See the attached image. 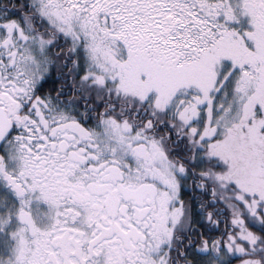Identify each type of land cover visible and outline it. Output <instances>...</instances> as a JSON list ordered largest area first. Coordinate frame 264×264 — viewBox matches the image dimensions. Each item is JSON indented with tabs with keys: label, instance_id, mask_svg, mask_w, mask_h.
<instances>
[{
	"label": "snow or ice",
	"instance_id": "1",
	"mask_svg": "<svg viewBox=\"0 0 264 264\" xmlns=\"http://www.w3.org/2000/svg\"><path fill=\"white\" fill-rule=\"evenodd\" d=\"M0 264H264V0H0Z\"/></svg>",
	"mask_w": 264,
	"mask_h": 264
}]
</instances>
